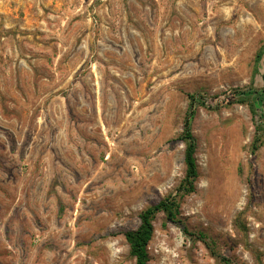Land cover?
<instances>
[{"label":"rangeland","instance_id":"rangeland-1","mask_svg":"<svg viewBox=\"0 0 264 264\" xmlns=\"http://www.w3.org/2000/svg\"><path fill=\"white\" fill-rule=\"evenodd\" d=\"M191 94L149 264H264V0H0V264H135Z\"/></svg>","mask_w":264,"mask_h":264},{"label":"trees","instance_id":"trees-1","mask_svg":"<svg viewBox=\"0 0 264 264\" xmlns=\"http://www.w3.org/2000/svg\"><path fill=\"white\" fill-rule=\"evenodd\" d=\"M261 53L257 54V60L261 58ZM239 92V91H238ZM190 97V111L184 123L183 139L186 143V149L184 154V162L186 166V173L183 180L180 182L175 193L165 197L158 203L148 207L139 215L140 225L133 230H128L124 233V237L129 245L130 255L135 259V264H149L150 256L148 247L154 235V219L156 215L162 212L166 219L172 223L180 224L185 233H189V230L183 226L180 219V207L181 199L195 191L196 181L198 179V165L195 157L196 143L191 131L190 117L195 112V104L198 101V96L195 94L189 95ZM240 102H246L252 113L256 116L257 110L253 103L245 99H240ZM257 135L254 139L253 147L257 150L262 144V135L264 133V119L256 125ZM200 238L204 240L210 249L211 253L219 259L222 264H231L230 260L219 254L215 249L214 241H210L203 233H198Z\"/></svg>","mask_w":264,"mask_h":264}]
</instances>
